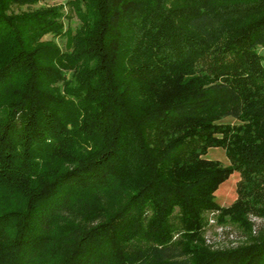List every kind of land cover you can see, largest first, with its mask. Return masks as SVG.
<instances>
[{
    "label": "trees",
    "instance_id": "1",
    "mask_svg": "<svg viewBox=\"0 0 264 264\" xmlns=\"http://www.w3.org/2000/svg\"><path fill=\"white\" fill-rule=\"evenodd\" d=\"M34 1L0 0V264H264V0Z\"/></svg>",
    "mask_w": 264,
    "mask_h": 264
},
{
    "label": "rangeland",
    "instance_id": "2",
    "mask_svg": "<svg viewBox=\"0 0 264 264\" xmlns=\"http://www.w3.org/2000/svg\"><path fill=\"white\" fill-rule=\"evenodd\" d=\"M71 0H35L33 3H28L27 5L22 6H13L12 11H27L34 8L39 7H61L62 11V22L64 27L68 28H74L78 24V19L75 17L74 12L72 10V6L70 5ZM43 39H51L53 42L58 44V46L62 47L63 39L60 37H52L50 35H45ZM256 52L264 54V49L260 46L256 47ZM223 123H231L234 122V120L230 117H225L220 119ZM206 158L211 160H218L220 164L227 165L228 160L223 154V150L220 147L217 148H209L207 149L206 153L204 154ZM236 172H233V174ZM232 174V175H233ZM231 175V176H232ZM229 176L226 180H233L234 176ZM231 177V178H230ZM234 185V183H233ZM235 187V186H234ZM215 197V202L218 205L226 206L227 201H223L224 199L222 197H218L217 195L213 194ZM212 214V215H211ZM218 215V211L211 212L209 216H207V222L204 226V229L201 232L202 238L205 241V245H209L211 248H221V246H229L232 244V242H241L243 241V237H241L240 232L235 228H233L230 225H227L225 223H217L216 216ZM252 219H254L255 224L261 225L263 222L257 220L253 216ZM213 219L212 223H209L208 219ZM261 222V223H260Z\"/></svg>",
    "mask_w": 264,
    "mask_h": 264
},
{
    "label": "crops",
    "instance_id": "3",
    "mask_svg": "<svg viewBox=\"0 0 264 264\" xmlns=\"http://www.w3.org/2000/svg\"><path fill=\"white\" fill-rule=\"evenodd\" d=\"M215 161L218 162V160H215ZM232 174H233V172H232ZM232 174H230L229 176H231ZM233 176H234L233 180H231V181L230 180H224L223 182H221V184L219 185L217 190H215V192L213 193V194L217 195L218 197H222L224 199L223 201H227L228 205L230 203H232L236 197L234 186H236V183H237L236 181L238 180L239 176H238L237 172L234 173L231 177H233ZM233 183H234V185H233Z\"/></svg>",
    "mask_w": 264,
    "mask_h": 264
},
{
    "label": "built area",
    "instance_id": "4",
    "mask_svg": "<svg viewBox=\"0 0 264 264\" xmlns=\"http://www.w3.org/2000/svg\"><path fill=\"white\" fill-rule=\"evenodd\" d=\"M211 215H212V214H211ZM208 221H209V223H212V222H213V219L210 218V219H208ZM232 244H235V243L232 242ZM232 244H231V245H232Z\"/></svg>",
    "mask_w": 264,
    "mask_h": 264
}]
</instances>
